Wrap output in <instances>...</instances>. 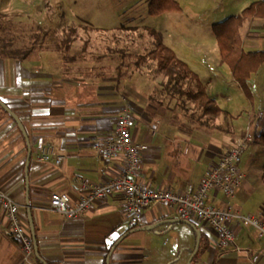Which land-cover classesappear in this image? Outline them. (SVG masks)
Here are the masks:
<instances>
[{"label":"crops","instance_id":"0c3cea01","mask_svg":"<svg viewBox=\"0 0 264 264\" xmlns=\"http://www.w3.org/2000/svg\"><path fill=\"white\" fill-rule=\"evenodd\" d=\"M243 26L254 35L242 36ZM240 27L243 51H264V21L250 19ZM71 55L76 59L44 49L22 60L0 59V102L15 114L26 136L0 107V191L19 206L31 240L29 230L33 228L40 258L46 264H264V243L251 227L237 221L232 222L235 245L219 249L212 231L201 226L197 228L196 248V232L161 204L144 209L136 226H130L123 214L120 194L93 201L87 211L73 219L49 209L48 204L52 194L65 195L70 203H77L83 192L77 189L75 179L101 185L122 173V158L104 162L100 149L112 137L117 117L126 111L132 113L129 135L146 148L134 176L136 184L175 193L195 192L207 170L243 137V126L235 130L228 122L234 119L233 112L242 104L244 111L249 106L255 113L254 120L262 118L264 102L261 107L256 99L264 95V66L248 81L251 101L230 73L199 78L206 92L214 90L217 95L219 87L225 85L239 90L221 92L226 95V107L219 106L226 124L219 130L211 129L207 139L205 133L200 137L186 134L183 121L175 125L170 119H161L159 111L168 110L169 101L160 99V90L148 79L118 80L117 65L107 62L105 53L94 56L81 50ZM153 121L164 125L163 135L154 132ZM176 143L179 146L175 147ZM42 147L53 148L54 155L62 158L60 165L39 162ZM178 152L189 159L187 163L176 157ZM250 170L264 176V162L252 163ZM256 176L251 178L253 186L241 182L232 198L225 200L216 192L219 198H213L239 214L264 215V194L258 197L253 189ZM6 218L0 209V264H26L19 245L3 234L9 228ZM37 262L34 257L31 264Z\"/></svg>","mask_w":264,"mask_h":264},{"label":"rangeland","instance_id":"374dc122","mask_svg":"<svg viewBox=\"0 0 264 264\" xmlns=\"http://www.w3.org/2000/svg\"><path fill=\"white\" fill-rule=\"evenodd\" d=\"M175 1L180 11L159 16L148 14L149 0H0V13L6 15L15 25L18 33L14 36L22 39L23 42H26L27 37H32L31 42L35 44V49L31 55L39 54L44 48L61 55L63 49L59 47V43L67 35L68 29H73L72 37L75 42L71 45L70 53L77 54L81 50L87 55L94 56L105 53L107 62L111 60L113 66L130 62V67L122 71L127 72L130 78L148 79L155 85L157 91L160 90V99L164 103L169 101L167 104L169 109L159 111L161 119L164 121L170 119L175 125L183 121L186 125V134L200 137V134L205 133V138L208 139L211 134L209 127L223 128L226 124L224 119L220 116L212 122H207V127L199 126L194 120L199 114L192 109L191 103L180 99L169 100L167 95H164L161 88L164 78L156 71L154 63L148 60L135 66L134 62L137 56H144L153 50V40L146 31L151 29L163 35V43L197 75L198 79L209 78L217 72L230 73L228 68L220 63L218 47L211 28L230 16L238 15L257 0ZM249 33L250 28L243 26L242 36L249 35L250 38L254 35ZM121 55L126 56L123 59ZM227 88H229L227 85L219 87L218 96L214 90L209 89L206 93L224 109L227 104L226 95L221 92ZM237 91L239 90L235 87L229 88V92L239 93ZM256 100L257 104L263 107L264 95L261 94ZM243 107L241 104L239 109L233 112L234 119H228V122L236 126L235 130L242 125L241 134L248 132L252 136L251 142L246 143L240 156L238 169L244 176L243 182L250 183L251 186V178L257 174L254 173L256 170H250L251 164L259 165L264 162V143L260 138L261 134L264 135V114L256 121L255 113L252 114L251 108L246 106L247 111H244ZM262 109L264 111V107ZM130 114L132 117V113ZM151 123L156 127L154 132L163 135L164 125L157 121ZM175 145V147L179 146L178 143ZM176 157L183 163L189 160L179 152ZM256 179L258 182L253 189L256 196L263 197L264 186L259 183L261 181L264 183V176L258 174ZM213 194L209 196V202L221 207L215 199L219 198L218 194Z\"/></svg>","mask_w":264,"mask_h":264},{"label":"built area","instance_id":"2783aa9c","mask_svg":"<svg viewBox=\"0 0 264 264\" xmlns=\"http://www.w3.org/2000/svg\"><path fill=\"white\" fill-rule=\"evenodd\" d=\"M132 117L129 111L117 117L114 122L112 137L104 141L101 154L104 162H111L121 157L124 168L121 174L112 181L96 185L86 179H75L77 189L83 192L77 203H70L65 195L52 194L49 209L59 213L67 219H73L83 214L93 201L120 194L124 198L123 214L130 226L140 223L142 212L151 204H161L172 209L180 220L194 225L196 228L205 226L212 231L219 249L235 245L236 232L232 229V222L237 221L251 227L256 237L264 243V215L239 214L229 206L216 207L207 199L211 192H216L225 200L233 197L240 188L244 176L240 172L239 162L252 136L246 132L243 137L210 167L205 177L198 184L195 192L175 193L167 190H154L136 184L134 176L140 169L141 155L145 151L144 145L134 142L129 132ZM39 162L60 165L62 158L55 156L53 148L42 147L37 157ZM0 209L4 211L9 222V228L3 231L4 236L18 244L23 262L31 264L34 259V249L31 237L23 225L19 214V206L7 194L0 191Z\"/></svg>","mask_w":264,"mask_h":264},{"label":"trees","instance_id":"16d2710c","mask_svg":"<svg viewBox=\"0 0 264 264\" xmlns=\"http://www.w3.org/2000/svg\"><path fill=\"white\" fill-rule=\"evenodd\" d=\"M175 2V0H149L147 12L150 16H159L166 12H178L180 7ZM250 19L264 21V1L251 3L238 15L230 16L224 21L214 24L211 28L218 47L220 63L228 68L232 76L231 79L237 83L241 92L249 101H251V92L248 81L253 74L264 66V51L244 52L242 49L240 26ZM146 31L153 40L154 48L144 56H137L134 65L138 66L148 60L154 63L156 71L164 78L161 83L164 95H167L169 100L180 99L191 103L192 109L199 114L194 119L199 126L207 127V122H212L224 115L223 110L217 106L215 100L205 93L206 87L200 82L197 75L184 62L179 60L171 49L162 43L161 34L151 29ZM16 33L18 31L15 25L11 23L6 15L0 13V59L22 60L28 58L34 51L35 44L31 42L32 37H27L26 42H23L22 39L14 36ZM72 33H74V30L68 29L67 35L59 43V47L63 49L62 53L59 52L62 57H69L74 60L76 59L73 57L75 55L70 56L71 45L75 42ZM125 56L123 55L121 58ZM129 67L130 62H122L117 65L114 71H116L118 80L130 78L127 72L122 71L124 68ZM202 118L204 121H202ZM209 128L219 130L220 126ZM260 138L264 143L263 134L260 135ZM37 264L41 263L37 262Z\"/></svg>","mask_w":264,"mask_h":264},{"label":"water","instance_id":"95a60500","mask_svg":"<svg viewBox=\"0 0 264 264\" xmlns=\"http://www.w3.org/2000/svg\"><path fill=\"white\" fill-rule=\"evenodd\" d=\"M0 107H2V109H4L5 111H7L8 112V114H10L11 115V117L14 119V121L19 125V120L17 119V117L15 116V114H12V112L3 104V103H1L0 102ZM19 127V129H20V131L22 132V134L24 135V137H26L25 136V132H24V130H23V127H21V125H19L18 126ZM28 153V152H27ZM29 157H30V153H28V156H27V162L29 161ZM186 223V222H185ZM186 224H188V223H186ZM191 227H192V229L196 232V237H197V244H196V248H197V246H198V240H199V236H200V231L199 230H197V228L194 226V225H192V224H189ZM33 228L31 227V230H29V231H31V236H32V244H33V249H34V257H35V259L37 260V261H39L40 263H42V264H46L41 258H40V256H39V254H38V250H37V244H35L36 243V241H35V237H34V233H33ZM189 264V263H188Z\"/></svg>","mask_w":264,"mask_h":264}]
</instances>
